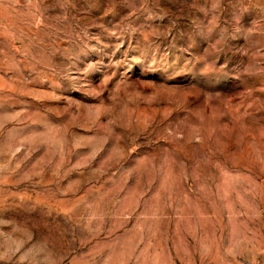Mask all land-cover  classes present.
I'll list each match as a JSON object with an SVG mask.
<instances>
[{
	"label": "rangeland",
	"instance_id": "obj_1",
	"mask_svg": "<svg viewBox=\"0 0 264 264\" xmlns=\"http://www.w3.org/2000/svg\"><path fill=\"white\" fill-rule=\"evenodd\" d=\"M0 264H264V0H0Z\"/></svg>",
	"mask_w": 264,
	"mask_h": 264
}]
</instances>
